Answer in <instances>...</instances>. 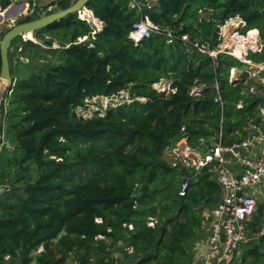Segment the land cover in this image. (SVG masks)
<instances>
[{
	"label": "trees",
	"instance_id": "16d2710c",
	"mask_svg": "<svg viewBox=\"0 0 264 264\" xmlns=\"http://www.w3.org/2000/svg\"><path fill=\"white\" fill-rule=\"evenodd\" d=\"M12 1L0 0L2 10ZM76 1L60 0V10ZM132 3L89 0L100 29L77 12L35 31L39 39L59 40L60 61L49 60L28 76L15 73L14 62L29 63L41 44L22 41L32 48L28 53H9L15 81L0 108V185L6 186L0 264L192 263L204 210L217 204L221 186L206 169L173 167L165 149L184 136L196 146L200 139L212 142L221 128L227 143L238 141L235 132L260 113L264 84L229 78L232 68L246 64L201 49H218L221 27L237 17L245 21L244 32L258 29L264 44V0H156L143 11ZM146 14L160 31L135 43L130 32ZM248 57L264 62V47ZM162 79L169 80V92L154 86ZM252 84L261 90L249 92ZM123 90L129 97L120 104L99 105L90 116L81 112L93 99ZM262 206L251 234L262 230ZM259 235L246 243L251 264H262Z\"/></svg>",
	"mask_w": 264,
	"mask_h": 264
},
{
	"label": "built area",
	"instance_id": "2783aa9c",
	"mask_svg": "<svg viewBox=\"0 0 264 264\" xmlns=\"http://www.w3.org/2000/svg\"><path fill=\"white\" fill-rule=\"evenodd\" d=\"M132 2V5L141 11L144 6L149 9L153 6L151 0H132ZM13 5L16 6L15 3ZM24 7L26 9H23ZM36 9L37 4L33 0L28 5L23 4L22 8L15 10L18 12L17 15L22 10L29 16L37 13ZM78 15L87 22L96 18L93 11L87 7L78 11ZM158 31L160 26L146 14L134 23L129 36L135 43H139ZM249 35L252 36L251 40L244 43L234 41L233 44L227 45L226 49H222L220 44L216 50L207 51L204 48L201 50L215 57L218 53L225 52L248 65L252 63L248 57L249 52H260L264 47L259 31L257 34H251L249 30ZM167 42H173L171 32L167 34ZM252 69L254 72L247 69L249 76L262 77L260 83L264 84V76L261 75L264 72V62L256 64V69L255 67ZM229 78L230 81L235 78L232 71ZM5 82V80L0 81L2 96L8 93L10 87L9 83L4 85ZM215 86L219 89L218 82ZM260 90L255 84L249 88L251 93H258ZM107 98L110 97H103V99ZM216 100H221V97L218 96ZM239 106L242 104L240 103ZM258 108H260L258 116L247 117L241 129L235 132L240 136L238 141L227 143L221 128L212 142L206 143L204 139H200V145L196 146L184 136L176 145L165 149V158L173 167L194 168L198 172L206 169L221 186V197L217 204L204 212L202 235L194 241L191 248V264H231L240 245L248 243L260 234L258 232L251 234L249 229V224L262 202L261 198L264 197V105H258ZM189 187L190 182L187 180L182 184L180 194L185 195Z\"/></svg>",
	"mask_w": 264,
	"mask_h": 264
},
{
	"label": "rangeland",
	"instance_id": "374dc122",
	"mask_svg": "<svg viewBox=\"0 0 264 264\" xmlns=\"http://www.w3.org/2000/svg\"><path fill=\"white\" fill-rule=\"evenodd\" d=\"M32 1L33 0H14V1H12L11 5H10L11 9L8 7V13H6L5 15H3V17H1L2 13L5 12V10L0 12V31H7V30L11 29L13 26H15L16 24H19L20 20L26 18L28 16L25 13L26 11L23 12L21 10L20 14L17 15L18 12L15 9H20V8H22L23 4L28 5V3L32 2ZM35 1L37 4V9H36L37 13H35L36 16L41 17V16L47 14V11L52 12L53 10H56V11L60 10V2H59L60 0H35ZM70 1H73V0H70ZM151 2L153 4H155L156 0H151ZM13 3H15L16 6H14ZM23 9H26V7H24ZM83 12L84 11H82V13ZM200 14L202 15L203 13H200ZM34 15L32 14L30 16H34ZM78 16H80V15H78ZM88 22H89V24L96 27L97 29H100L103 26V22L99 18H97V19L95 18L93 20L89 19ZM245 25H246L245 21L239 17L233 18V19L229 20L226 24H224L220 30L221 48L226 49L227 45H229L231 43L233 44L234 41H238V42L242 41L244 43L246 41L251 40L252 36L249 35V30L244 32ZM49 39H51V40H49ZM17 40H20V41L18 42ZM30 40L34 41V42H39L42 47L37 52H35V50L31 51L37 57L32 59L29 63H28V60H25V61L23 60V63H17V61H15L14 65H13L15 73L20 72L24 76H28L33 72V70H36L37 67L44 66L45 62H49V60H50V62L51 61L52 62H59L60 61L59 55L55 50L56 48L60 47L59 46L60 45L59 40H57V39L54 40V39L50 38L49 36L42 38V39H39L36 36L35 32L21 35L20 37L16 38L13 41L12 45H13L14 49L12 51V57L18 58L22 54L21 52H19L22 48H23L24 53H28V51H25V49L28 50L31 47L28 44H23V42L30 41ZM15 41L18 43H16ZM17 46H19L21 48L19 50H17L15 48ZM250 52H253V51H250ZM221 53H225V52H221ZM251 61H252L251 64L249 63L248 65H245L243 68H238V67L232 68V70H231L232 75H234L235 77H237V76L241 77L240 75L244 71H247V69H251V71L254 72V69H252V67L253 68L255 67V69H256V64H258V63L253 61V60H251ZM238 70H239V72H238ZM235 72H236V74H235ZM248 78L252 79V76H248ZM253 79L255 80L256 83L262 82V77L261 78L260 77H254ZM5 81L6 82L3 83L4 85L9 83L7 80H5ZM154 86L159 91L166 90L167 92H169L171 90L170 82L168 79H162L160 82L155 83ZM128 95H129L128 92L126 90H123V91H121V93L119 95H116L114 97H110L107 99L95 98L88 103L89 104L88 108L85 110H81V112L84 113L85 116H90L94 113V111L99 110V108H100L99 105H101L103 108H106L109 104H113L116 106L123 101V98H125V97L128 98L129 97ZM5 99L6 98L4 95L3 96L0 95V105L2 103L7 104ZM261 201L262 202L264 201V197L261 198ZM207 209H208V207H206L204 212H206ZM260 211H261L260 212L261 216H257V217H258L259 223L262 227L260 234H263L264 233V208H263V206L261 207ZM248 248H249V246L246 243H242L240 245V248L238 249V251L235 253L233 261L231 264H251V261H250L251 257L248 253ZM42 249H43V247L40 248V250H42ZM261 252L264 253V248L261 249ZM261 263L264 264V254L261 257ZM67 264H74V262L71 259H69V260H67Z\"/></svg>",
	"mask_w": 264,
	"mask_h": 264
},
{
	"label": "water",
	"instance_id": "95a60500",
	"mask_svg": "<svg viewBox=\"0 0 264 264\" xmlns=\"http://www.w3.org/2000/svg\"><path fill=\"white\" fill-rule=\"evenodd\" d=\"M88 2L89 0H77L69 8L62 9L50 14H45L31 21L16 24L11 29H9L0 40V49H1L0 81L7 80L10 86L14 85L15 80L11 74L9 53L12 52L14 49L12 43L16 38L20 37L21 35H24L25 33H33L52 23L61 21L65 19L68 15L77 13L78 11L86 8ZM0 11H3L1 7H0ZM6 13H8V9L5 10V12H3L2 15H5ZM23 60L25 61V59ZM249 75H250L249 71H244L241 77H248ZM4 143H6V146L8 148H11V144L8 140H6ZM1 150L2 148H0V152ZM5 190H6V186L0 185V194H2Z\"/></svg>",
	"mask_w": 264,
	"mask_h": 264
},
{
	"label": "bare ground",
	"instance_id": "6f19581e",
	"mask_svg": "<svg viewBox=\"0 0 264 264\" xmlns=\"http://www.w3.org/2000/svg\"><path fill=\"white\" fill-rule=\"evenodd\" d=\"M0 12H2V11H0ZM1 17H3V15ZM257 33H258L257 29L251 30V34H257ZM25 34H27V33H25ZM238 72H239V70H238ZM235 74H236V72H235Z\"/></svg>",
	"mask_w": 264,
	"mask_h": 264
},
{
	"label": "crops",
	"instance_id": "0c3cea01",
	"mask_svg": "<svg viewBox=\"0 0 264 264\" xmlns=\"http://www.w3.org/2000/svg\"><path fill=\"white\" fill-rule=\"evenodd\" d=\"M232 263V262H231Z\"/></svg>",
	"mask_w": 264,
	"mask_h": 264
}]
</instances>
